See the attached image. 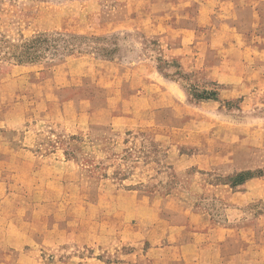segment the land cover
I'll use <instances>...</instances> for the list:
<instances>
[{
	"label": "rangeland",
	"instance_id": "374dc122",
	"mask_svg": "<svg viewBox=\"0 0 264 264\" xmlns=\"http://www.w3.org/2000/svg\"><path fill=\"white\" fill-rule=\"evenodd\" d=\"M189 2L0 0V34L11 42L57 32L114 36L105 46L110 61L77 54L0 62V264L122 262L135 246L112 216L128 212L134 226L141 198L164 215L201 210L218 222L233 211L242 221L264 215V199L232 210L207 192L230 188L221 179L244 171H262L256 179L264 186V94L251 86L264 87V77L243 84L235 60L225 75L211 69L219 54H203L200 44L233 54L220 47L231 37L221 21L230 13H215L222 28L194 30ZM252 39V59L243 63L263 69L264 30ZM193 87L218 90L219 101L196 102ZM127 197L136 205L118 204ZM98 218L118 232L111 253L77 242Z\"/></svg>",
	"mask_w": 264,
	"mask_h": 264
},
{
	"label": "crops",
	"instance_id": "0c3cea01",
	"mask_svg": "<svg viewBox=\"0 0 264 264\" xmlns=\"http://www.w3.org/2000/svg\"><path fill=\"white\" fill-rule=\"evenodd\" d=\"M156 7L159 18L158 5ZM189 8H192L190 14L196 10L198 14L194 19L192 18L195 21L194 30L201 27L220 28L221 24L217 22L219 20L214 16L219 11H225L226 14L230 13L229 17H225V20L221 21H223L222 27L230 30L231 37L227 41L221 42L220 47L229 48V52L233 54H225L226 52L218 49L214 43L215 48L200 44L205 49L203 54L210 52L209 49L214 50L210 53L219 54L217 55L221 61L220 66L211 69L217 71L221 69V75H225L223 66L235 60L238 65L242 64L240 74L236 75L242 78L248 77L247 80H243V84L249 81V78L259 80L264 77V66L263 69L252 66L245 68L243 63L247 54L246 51L252 50L248 44L253 41V39L251 40L252 34L257 29L264 30V0H190ZM163 22V19L157 21L158 24L155 28L159 29ZM196 22L201 24H196ZM194 46L197 47L195 44ZM181 47L185 46L182 45L177 48ZM243 49L244 51H242ZM246 57L252 59V56L247 55ZM70 61L69 59L65 60L63 65L66 63L67 66L71 65ZM259 61H261L260 58ZM251 86L257 87L264 94L263 85L253 84ZM139 94L134 95L133 99L145 103L147 99L143 95L139 98ZM116 120L118 121V118ZM211 160L212 166L217 164L214 162V158ZM207 189L208 193L221 199L233 208L232 210H241L258 200L264 199V186L258 179L248 181L241 190L237 191L227 186H214ZM122 199L129 201L131 205H136L132 201H137V198H118L119 205L123 201ZM140 200H143V204L137 205V211L133 213L135 218L137 216V223L134 226L131 225L133 218L131 214L129 216L128 212H118L112 216L117 217L113 224H119L118 229L123 230L127 239L133 240L134 243L131 245L135 246V249L127 253L122 262L104 263L92 258L81 264H264V215L253 218L251 221H242L243 216L233 211L227 215L224 221L218 222L201 210L190 209V211L186 209L180 214L169 215L153 212L154 208L148 206V198L147 200L141 198L139 202H141ZM181 210L184 211L183 208ZM110 219L108 218L109 222ZM7 222L5 223L8 224ZM92 225L93 227L88 233H79L76 236L77 242L88 246L105 247L111 253L117 246L113 241L117 240L116 234L118 235V232L113 230L112 223L110 222L108 225L98 218L94 222L92 221ZM129 230L130 232L125 233ZM79 237H83V239Z\"/></svg>",
	"mask_w": 264,
	"mask_h": 264
},
{
	"label": "trees",
	"instance_id": "16d2710c",
	"mask_svg": "<svg viewBox=\"0 0 264 264\" xmlns=\"http://www.w3.org/2000/svg\"><path fill=\"white\" fill-rule=\"evenodd\" d=\"M114 36L86 37L67 33H45L15 43L0 34V62L15 61L17 65L36 64L44 60H62L77 54L97 55L101 60L110 61L113 50L105 48ZM157 45L156 42H154ZM161 63L163 60H159ZM177 74L181 73L180 66ZM162 71V70H161ZM167 76L166 74H164ZM168 77V76H167ZM188 77V76H187ZM190 94L196 102L219 101L218 90L198 92L195 87ZM263 177V172L244 171L221 179L219 184L229 185L233 190L245 185L248 181Z\"/></svg>",
	"mask_w": 264,
	"mask_h": 264
}]
</instances>
